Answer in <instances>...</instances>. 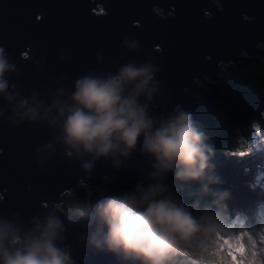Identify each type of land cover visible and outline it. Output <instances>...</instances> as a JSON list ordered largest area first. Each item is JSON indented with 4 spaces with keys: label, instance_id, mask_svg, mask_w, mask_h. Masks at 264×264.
<instances>
[{
    "label": "water",
    "instance_id": "water-1",
    "mask_svg": "<svg viewBox=\"0 0 264 264\" xmlns=\"http://www.w3.org/2000/svg\"><path fill=\"white\" fill-rule=\"evenodd\" d=\"M133 43L138 47L130 50ZM259 45L264 0H0V48L14 69L4 74L8 87L0 93V224L23 235L54 216L64 228L57 244L74 264H128L123 253L102 244L107 229L99 231L98 203L91 201L86 217L74 215L63 194L83 180L92 188L109 178L182 179L175 172L153 177L155 159L141 151L143 137L127 158L69 156L62 127L50 125L44 112L54 102L70 105L77 79L149 63L155 90L139 103L158 127L177 107L192 116L203 88L196 80L217 81L222 65L258 53ZM23 100L27 107L41 105L35 121L22 118ZM88 161L92 167L85 171ZM62 203L65 211L58 209Z\"/></svg>",
    "mask_w": 264,
    "mask_h": 264
},
{
    "label": "clouds",
    "instance_id": "clouds-1",
    "mask_svg": "<svg viewBox=\"0 0 264 264\" xmlns=\"http://www.w3.org/2000/svg\"><path fill=\"white\" fill-rule=\"evenodd\" d=\"M137 47L133 43L130 50ZM12 70L0 48V93L8 87L4 74ZM154 71L152 64L129 62L116 75L77 79L71 104L54 102L44 118L50 125L62 127L61 140L69 156L75 151L90 155L93 161L110 155L127 158L143 137L141 151L155 159L154 178L175 172L177 179L218 182L206 177L210 165L204 134L191 115L177 107L174 115L154 127L147 106L139 103L142 95L150 97L155 90L150 87ZM27 105V100L19 104L27 109L22 118L35 121L41 105ZM53 109L55 116L51 115ZM115 163L120 165L119 160ZM82 167L88 171L92 162ZM201 191L214 199L196 214L193 206L186 205L159 180L136 183L133 189L111 196L96 206L99 231L107 229L102 244L111 252L145 264H264V225L258 228L222 212L226 191L212 192L208 184ZM80 215L86 217L87 212ZM63 231L61 221L54 216L23 235L7 223L0 224V264H74L68 249L57 244ZM92 243L101 247L95 235Z\"/></svg>",
    "mask_w": 264,
    "mask_h": 264
},
{
    "label": "trees",
    "instance_id": "trees-1",
    "mask_svg": "<svg viewBox=\"0 0 264 264\" xmlns=\"http://www.w3.org/2000/svg\"><path fill=\"white\" fill-rule=\"evenodd\" d=\"M191 116L204 134L209 169L208 180H170L163 182L194 214L214 197L201 191L204 184L212 192H227L220 210L232 219H243L258 228L264 225V45L259 52L243 54L223 67L217 81L203 85ZM156 182V181H153ZM152 182V183H153ZM134 177L103 179L90 188L82 181L66 198L68 211L80 215L91 201L102 203L113 195L134 188ZM198 205V207H197ZM65 206L58 209L65 211ZM128 264H145L128 257Z\"/></svg>",
    "mask_w": 264,
    "mask_h": 264
},
{
    "label": "rangeland",
    "instance_id": "rangeland-1",
    "mask_svg": "<svg viewBox=\"0 0 264 264\" xmlns=\"http://www.w3.org/2000/svg\"><path fill=\"white\" fill-rule=\"evenodd\" d=\"M157 12H158V14L163 15V12H162L161 10H157ZM227 64H228V63H227ZM227 64L222 65V66H221V70H223V67H225ZM212 81L214 82L215 80L208 79V80L206 81V83H210V82H212ZM196 84H197V85H201L202 87H203V85H207V84H205V83H202V82L199 81V80H196ZM200 95H201V94H197V95H196V98H197V99H200ZM83 181H85V180H83ZM81 182H82V181H81ZM81 182H80V183H81ZM80 183H79V184H80ZM73 191H74V190H73ZM73 191H68V192L64 193V194H63V198L67 197V195H69V193H70V192H73ZM63 206H64V205H63Z\"/></svg>",
    "mask_w": 264,
    "mask_h": 264
},
{
    "label": "bare ground",
    "instance_id": "bare-ground-1",
    "mask_svg": "<svg viewBox=\"0 0 264 264\" xmlns=\"http://www.w3.org/2000/svg\"><path fill=\"white\" fill-rule=\"evenodd\" d=\"M1 178H4V177H1Z\"/></svg>",
    "mask_w": 264,
    "mask_h": 264
}]
</instances>
